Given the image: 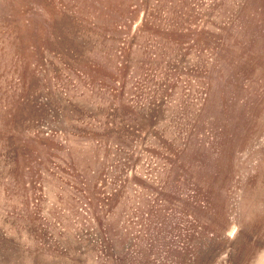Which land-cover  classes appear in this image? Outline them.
<instances>
[{"label": "rangeland", "instance_id": "1", "mask_svg": "<svg viewBox=\"0 0 264 264\" xmlns=\"http://www.w3.org/2000/svg\"><path fill=\"white\" fill-rule=\"evenodd\" d=\"M0 264H264V0H0Z\"/></svg>", "mask_w": 264, "mask_h": 264}]
</instances>
